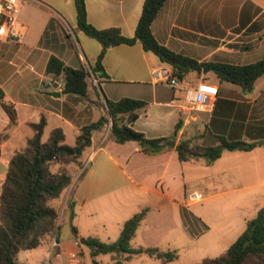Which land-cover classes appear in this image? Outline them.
<instances>
[{
  "label": "crops",
  "instance_id": "1",
  "mask_svg": "<svg viewBox=\"0 0 264 264\" xmlns=\"http://www.w3.org/2000/svg\"><path fill=\"white\" fill-rule=\"evenodd\" d=\"M84 1L87 20L93 26L118 27L125 36H132L144 0ZM18 23L22 41L0 42V87L16 112L10 124L0 105V190L11 156L21 149L8 148L19 127L29 129L25 138L29 141L34 134L32 124L43 117L44 130L60 127L66 138L67 127L75 139L81 126L103 114L90 99H141L147 105L135 112L136 119L131 121L132 115L125 114L121 121L146 137L170 136L176 129L175 144L190 140L217 145L224 138L255 146L247 151L224 150L206 165L202 160L180 161L174 148L146 154L136 141L117 143L101 128L93 132L83 154L86 166L81 178L73 180L56 205L61 207L69 196L75 203L111 191L122 197L127 189L131 207L127 218L148 208L135 235L140 230L145 241L152 234L160 238L161 242L149 245L172 249L186 242L195 245L201 260L223 253L244 230L246 221L264 208V75L255 80L250 92L220 80L210 68L187 72L181 85L173 88L165 79L171 67L136 41L106 50L102 64L107 76L98 86L89 87L86 98L63 93L62 75L45 72L50 56L79 67L84 60L93 63L100 51L97 41L77 29L74 0H24ZM73 29L77 30V51L69 36ZM151 30L161 44L198 62L252 63L264 55V0H166ZM8 67L20 73L18 80L9 83L4 76ZM197 86L215 92L202 107L191 101V90ZM258 186L259 192H247ZM193 191L201 199L190 200ZM153 215L160 225L147 224ZM166 215L174 217L172 224L164 223ZM80 235L75 231L73 237L59 238L54 248L46 244L53 253L49 264H62Z\"/></svg>",
  "mask_w": 264,
  "mask_h": 264
},
{
  "label": "trees",
  "instance_id": "2",
  "mask_svg": "<svg viewBox=\"0 0 264 264\" xmlns=\"http://www.w3.org/2000/svg\"><path fill=\"white\" fill-rule=\"evenodd\" d=\"M165 1L144 0L134 34L125 36L118 27L99 29L93 26L87 20L85 1L74 0L77 29L101 46L94 62L89 63L93 75L98 78L107 76L102 60L109 47L130 45L139 41L146 52L153 53L162 63L171 67L170 78L182 80L187 72H200L204 67H208L220 80L236 84L246 92L252 91L255 80L264 75V55L255 62L234 65L198 62L170 50L155 38L151 30V24ZM45 72L53 76L62 75L63 93L89 97V73L83 65L72 67L60 58L50 56ZM90 101L102 108L103 114L96 121L80 127L74 144L67 145L64 142L65 134L60 127L50 130L46 140L42 141L45 119L41 117L39 122L32 124L34 134L27 147L11 156L0 190V264H22L17 259L21 249H32L49 244L53 240L59 241L60 207L56 205V201L75 178H81L86 166L83 154L91 145L95 130L108 129L109 137L117 143L136 141L141 151L146 154H157L174 148L180 161L202 160L206 165H210L224 150L247 151L255 146L224 138H219L217 145H202L190 140H179L175 144L176 129L170 136L149 138L121 121L125 114L132 115L130 119L134 121L135 112L143 110L147 105L146 101L130 97ZM0 105L9 115L11 123H14L15 108L6 100L1 87ZM74 203L69 196L67 206L72 209ZM147 211V207L142 208L124 220L118 237L113 241H102L96 236H77L78 245L89 248L92 264H106L96 259L99 254H110L109 264H125L132 256L140 254L162 262L177 259L178 253L173 249L131 246L130 241ZM192 264H264V208L258 209L256 215L246 221L244 230L223 253L215 257H205Z\"/></svg>",
  "mask_w": 264,
  "mask_h": 264
},
{
  "label": "rangeland",
  "instance_id": "3",
  "mask_svg": "<svg viewBox=\"0 0 264 264\" xmlns=\"http://www.w3.org/2000/svg\"><path fill=\"white\" fill-rule=\"evenodd\" d=\"M70 41L75 48V51L78 50V37H77V30L73 29V32L70 33ZM87 36V35H86ZM89 37V36H88ZM90 38V37H89ZM92 39V38H91ZM96 41V40H95ZM1 58V55H0ZM88 63L90 61L87 60ZM91 64V63H90ZM14 69H10L9 67L4 73L5 77H9V83L16 81L20 78V73L13 71ZM4 77V78H5ZM89 81V80H88ZM96 87L94 86L91 81H89V87ZM10 124L11 121L9 120ZM54 123L51 120V124ZM66 138L65 143L67 145H72L75 142L74 136L72 131H70L67 127H65ZM108 130V129H105ZM29 129L25 126L19 127L15 136H13L8 142V148H21L18 151L23 150L27 147L28 141H25ZM49 129L47 127L44 130L43 140L46 139L48 136ZM18 139V141H17ZM17 152V151H16ZM86 165V164H85ZM127 196H126V192ZM247 192H259V186L256 188L248 189ZM114 192H109L108 194H104L101 197H95L83 203H74L72 209H70L65 202L67 201L66 197H64V201L62 206L60 207L59 211V220H60V232L59 238H70L73 237L75 231L80 232V236L87 237V236H96L102 241H113L118 237L120 226L123 223V220L127 218L128 214L130 213L131 207L129 204L128 196L129 193L127 189L123 191L122 197H119L117 194H113ZM115 196V197H114ZM259 201V195H258ZM201 199V198H200ZM199 200V199H198ZM132 204V203H131ZM249 211L251 209L249 208ZM151 220L147 223L152 226H158L159 222L154 221V215L151 216ZM164 219L165 224H172L174 221L173 216L166 215L162 217ZM161 222V221H160ZM162 223V222H161ZM160 223V224H161ZM159 224V225H160ZM75 229V230H74ZM150 235V233H149ZM145 241L144 237H142L140 230L139 232L134 235L131 239L130 244L132 247H147V246H155L149 245L153 244L154 242H161L160 238H156V234H152L148 236ZM52 247V241L49 243ZM79 246V245H78ZM176 247H170L172 249H176L179 256L177 259L162 262L159 259L150 257L146 254L134 255L129 260L125 262V264H192L195 261H199V255L197 256L195 245L187 244L183 242L181 244H176ZM177 246H184L181 249H177ZM79 256L82 258L83 264H92L91 258L89 255V248L83 245V248L79 246ZM52 253V252H51ZM50 249H47L46 244L40 245L32 249H21L17 254L18 261L26 262V264H41L44 260V264H49V258L53 256L51 255ZM202 258V257H200ZM96 259L102 263L109 264L111 261L110 254H99L96 256Z\"/></svg>",
  "mask_w": 264,
  "mask_h": 264
},
{
  "label": "built area",
  "instance_id": "4",
  "mask_svg": "<svg viewBox=\"0 0 264 264\" xmlns=\"http://www.w3.org/2000/svg\"><path fill=\"white\" fill-rule=\"evenodd\" d=\"M24 0H0V42L8 43H20L22 41V34L20 31L18 17L23 6ZM83 67L85 71L89 73V81L94 86L99 85L101 78L95 77L91 71V66L87 61H83ZM166 82L173 88H177L181 85V81L175 77H169L165 75ZM215 92L206 90L203 87H195L191 90V101L197 106L202 107L205 105L210 97ZM201 194L197 191L190 193L188 198L190 200H198L201 198ZM58 242L52 241V247L57 246ZM75 247L70 251L62 264H83L82 258L79 256V247L77 238L74 239Z\"/></svg>",
  "mask_w": 264,
  "mask_h": 264
},
{
  "label": "water",
  "instance_id": "5",
  "mask_svg": "<svg viewBox=\"0 0 264 264\" xmlns=\"http://www.w3.org/2000/svg\"><path fill=\"white\" fill-rule=\"evenodd\" d=\"M208 69H209L208 67H204V68H203L204 71H205V70H208ZM53 94H56V95L59 96V93H57V92H54Z\"/></svg>",
  "mask_w": 264,
  "mask_h": 264
}]
</instances>
